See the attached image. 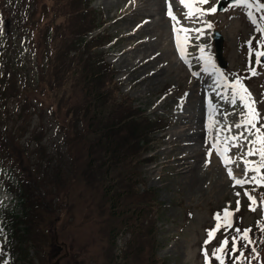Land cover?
<instances>
[{
	"label": "rangeland",
	"instance_id": "374dc122",
	"mask_svg": "<svg viewBox=\"0 0 264 264\" xmlns=\"http://www.w3.org/2000/svg\"><path fill=\"white\" fill-rule=\"evenodd\" d=\"M21 1L22 6L17 10ZM44 1L48 9L43 12L42 20H52V31L68 32V24L80 31L95 29L93 33H96L101 30L93 39L98 49L106 54V61L114 67L120 93L138 108L135 120L148 118L154 125L145 135L143 151L123 163L113 164L109 172L116 182L112 191H124L116 211L126 204L129 208L121 216L110 217L108 203L100 199L101 181L105 185L112 182L104 175L106 165L99 170L100 161L88 165L86 143L74 144L70 152L55 118L52 99L43 90L44 94L40 92V95H19L17 91L21 85L7 89L9 115L0 114V126L2 130L7 129L8 137L25 133L14 145L9 144L10 152L14 153L11 158L19 160L17 153L20 152L24 161L12 174L2 172L0 167V178L8 188L6 190L0 183V264L16 262L19 258L15 253L8 257L10 249L24 244L26 259L30 258L33 264H110L112 252L121 261L124 255L132 252L128 264H147L152 252L148 244L150 238L157 243L156 257L166 263L206 264L207 261L213 264L219 262L213 255L214 250L226 238L231 249V241L238 235L236 229L249 230L252 243H247L244 249L248 250L249 258L264 264V203L260 199L264 195L261 189L264 183L260 185L264 181V167L259 173L245 172L244 160L251 162V168L260 162L258 154L244 155L253 147L245 139L224 143L228 137H239L240 133L248 140L253 139L243 127L232 126L243 119L240 114L244 111L239 99L235 104L231 102L232 89L228 84L236 79L255 102V110L260 114L257 127L264 124V62L256 63L255 55L264 51L260 46L264 31L257 30H264L261 19L264 10L236 6L233 2L222 10L205 11L203 15L186 18V15L179 16L184 11L180 0H92L88 4L86 0ZM216 1L208 0L201 4V9L215 7ZM172 2L180 7L172 11L175 20L164 7L165 17L162 18V6ZM26 5L29 9L35 7L28 0H0V77L6 74L7 59L19 63L22 69L21 73L16 72L15 83H23L28 78L27 91L32 92L41 53H34L31 32L20 22L26 20L22 18ZM65 6L69 8L67 15L63 11ZM208 21L224 35L222 53L227 64L219 69L211 50L206 52L211 61L206 62L209 68L204 65L200 70L204 60L194 59L189 52L188 58L181 61L171 53L168 38L174 26L191 30ZM102 22V26L96 28ZM205 32L206 36H211V29ZM83 50L77 46L76 53ZM93 51L98 55L96 49ZM26 68L29 73L24 72ZM244 70L249 75L243 73L242 77L239 72ZM209 74H215V78ZM82 77L80 72L76 79ZM109 77L108 72L105 78ZM217 78L223 85L211 92L209 84ZM78 88H72L73 98ZM66 91L69 92V88ZM103 94L101 103L107 101V93ZM116 107L117 103L109 113L99 109L97 120L100 112L106 124L121 120L122 116L113 117L117 114ZM17 110H24L27 125L24 120H16L14 112ZM155 114L161 121L152 119ZM112 118L114 121L110 120ZM59 120L65 122L67 118L59 117ZM261 131L264 132V128ZM1 135L5 133L2 131ZM133 141L132 137L130 142ZM217 144L219 147H214ZM148 153L152 154L146 155ZM103 159L100 155V160ZM226 160L231 163H225ZM97 171L101 172L96 177L100 180L94 181ZM237 179L248 182L237 185ZM88 189L98 201L97 209L93 208L96 203L87 202ZM225 209L232 213V225L236 217L240 227L221 226L216 230L217 224L223 223ZM124 216L129 225L143 227L144 235L139 241H143L144 246L139 252L132 230L122 229ZM114 225L116 233L111 237L110 229ZM213 230L214 235L209 240V232ZM56 244H64L62 253L68 251L60 259L53 255ZM221 256L225 259L226 248ZM240 259L245 262V253ZM21 262L27 264V261L16 264ZM230 264L241 263L234 259Z\"/></svg>",
	"mask_w": 264,
	"mask_h": 264
},
{
	"label": "trees",
	"instance_id": "16d2710c",
	"mask_svg": "<svg viewBox=\"0 0 264 264\" xmlns=\"http://www.w3.org/2000/svg\"><path fill=\"white\" fill-rule=\"evenodd\" d=\"M47 9L48 7L44 9L41 4L36 3L34 12L40 13ZM63 11L67 15L69 13V8L65 6ZM52 25V20H46L44 22L42 20V26L38 27L37 32L35 33L32 31L33 35L31 37L35 49L34 53H36V51L41 53L39 74L37 80L33 81L34 89L32 92L27 91V87H29L28 78H25L23 83H15L14 77L16 76V72L19 71V73H21L22 68L19 67V63L11 62L7 59L6 74L0 77V114L9 115L7 96L10 93L7 92V89L13 90L14 85H21V89L17 91L19 95H40L42 90L44 93L48 94L52 99L51 104L55 118L64 132L65 142L69 144L70 152H72L74 144L78 142L86 143L87 147L85 153L88 165L91 166L100 161L98 170L106 165L104 166V175L112 182L109 181L107 182L108 185H105V183L101 181L100 187L103 193L100 195V199L104 203H108L110 217L121 216L128 211V204L124 207H120L119 211H116L117 205L121 203V195H123L124 191H112L116 182L114 177H110L109 172L113 164L117 165L118 163H123L128 157L132 158L136 155L138 156L139 153L143 151L142 147L145 135L150 133L152 130L150 126L154 124L151 121H147V119L141 121L135 120V109H133L127 97L123 102L118 104L116 108L117 114H113V117L116 115L118 116L117 119L122 116L121 120H118L119 122L115 121L106 124L104 119H102L101 112L99 113L100 119L97 120L99 109L109 113L108 110H113L116 105V103L111 100L109 94V91L115 90V87H110V84H103V82L107 83L109 80H113V73H111L109 79L105 78L106 73L109 72L108 69L110 66L105 61L104 54L101 50L97 49L95 39L91 37V39L88 38L85 31L77 30L70 24H68L70 27L68 32L59 33L55 31L54 35L48 39V45L45 43L42 44L41 42H45L48 36L47 32H49ZM77 46L84 49L80 54L76 53ZM95 49L98 55L93 51ZM24 72L29 73V68L24 69ZM80 72H82L83 77L81 79H76V76ZM85 82L92 83V85L88 86ZM74 86H78L79 88L78 94L73 98L72 88ZM68 88L70 90L69 92L66 91ZM104 92L107 93V101L101 103L100 100L103 99ZM12 94H14V92ZM24 106L25 104L23 107ZM92 110H94L93 113H91ZM23 113L24 110H17L14 112V114H16V120H24V124L27 125L25 120L26 114ZM59 117H65L67 121L61 122ZM1 120L4 121L5 119ZM110 120L114 121V118ZM122 127L123 129L121 130ZM126 127L127 129L125 130ZM2 131L5 133V136L1 135ZM5 131H7V129L4 128V130H2L0 126V166L2 167L1 164L4 163L7 168L10 169V174H12L19 164H23L24 158L22 159L20 152L17 153V155H19V160L11 158L14 153L10 152L9 144L14 145L25 133L8 137ZM132 137L134 141L130 142ZM100 155L104 156L102 161L100 160ZM139 163L140 161H138V164ZM100 173V171H97V173L94 172V181L100 180V177L98 179L96 178ZM135 188L136 184L133 190ZM88 193L87 202L96 203L93 208L97 209V199L93 198L89 189ZM125 217L126 216L123 217L124 222L121 223L123 226L122 229L123 231L132 230V234L135 237L134 240L137 244V252H139L144 246L143 241H139V237L144 235L143 227L140 224L129 225L126 223ZM137 217L138 216H136V218ZM116 228L115 225L111 227V237L115 235ZM112 241L114 242V239H112ZM148 244L152 252L148 256L147 264H170L156 257L157 243L155 240L153 241L152 238H150ZM24 245L18 249L16 247L11 248L12 252L17 254L19 261H27V264H33L30 258L26 259L28 258L27 252L24 251L23 248L27 247ZM131 253L132 252H129L127 255H124L122 257L123 261H121V259H118L115 255L116 253L112 252L109 258L110 264H128L129 255ZM13 264H16V262ZM20 264L26 263L21 262Z\"/></svg>",
	"mask_w": 264,
	"mask_h": 264
},
{
	"label": "snow or ice",
	"instance_id": "6c2138e0",
	"mask_svg": "<svg viewBox=\"0 0 264 264\" xmlns=\"http://www.w3.org/2000/svg\"><path fill=\"white\" fill-rule=\"evenodd\" d=\"M181 5L188 9V11L186 12V18H192L193 16H196L197 14L203 15L205 14V11L207 12H215L216 8L215 7H211L207 10L201 9L199 7H197L196 5L198 4H206L208 3V0H180ZM235 5L236 6H243L245 8L251 9L253 7L257 8L258 10H264V3H261L260 0H235ZM168 15L171 19L175 20V16H173L172 14V6L171 4L168 5ZM199 17L197 16V19ZM262 20H264V17H261ZM253 23H255V21H253ZM210 27V25H209ZM258 31H264L262 29H257ZM174 33H184L187 32L189 30L180 28L177 29L173 28ZM199 31V30H197ZM175 40H176V47L177 50L180 52L181 54V58L184 57V44L187 41V36H184L183 38L181 37V35L177 34L175 36ZM251 43V42H250ZM260 46L264 47V41L260 42ZM200 52L203 53L204 52V48L201 47L200 48ZM256 63H261V57H264V52H256ZM202 60H205L207 63H211L210 58L201 55L200 57ZM253 75H255V70L253 69ZM228 87L232 89V103L235 104L236 100L239 99V101L242 104V107L244 109L243 112H241V116L243 117V119L241 121H239L238 123L232 125L233 127L236 128H244V131L247 132L249 135H251L253 137L252 140H248L247 137L244 136V133H240L239 137H228L225 140V144H227L228 140H235L238 138H243L246 140V142L250 145H252L253 147L249 148L248 151L244 154L245 156H253V155H259L260 157V162L259 165L255 168H251L249 167L250 163L247 160H244L245 163V172L247 171H256L257 173H259L260 168L264 167V132L261 131L262 128H264V124H261L260 127H257V123L260 120V114L255 110V102L252 101L251 99V94L248 92V90L242 85L241 81L239 79H236L234 82L228 84ZM214 147H219V145H214ZM224 151H227V148L224 149ZM218 154H220L218 152ZM243 159V158H242ZM225 163H231L230 160H226ZM229 176H232V172L231 170H229ZM254 182L259 183V181H256L255 178H252ZM264 179V178H262ZM248 181L243 180V179H237L235 181V183L237 185H242L244 183H247ZM247 195V193H245ZM239 195V193H238ZM250 200H252V197H249ZM239 203V202H237ZM253 203H255V201L253 200ZM264 203V202H262ZM238 210V209H237ZM252 210L254 211L255 208H252ZM232 213L229 212L227 209H225L223 211V223L217 224V229L218 230L221 226L226 227V228H232V222H231V217ZM216 219L219 221L220 217L217 216ZM214 231H210L209 232V240L212 238V236L214 235ZM238 235L233 237L231 244L232 247L231 249H229V252H235L237 251V241L238 240H243L246 241L248 244H251L252 241L249 239V235L248 232L249 230H243L241 231L240 229H236L235 230ZM209 241H206V243H208ZM229 241L228 239H224L223 241H221L220 246L214 250L213 255L215 256V258L217 260H219L220 264H224V259L221 256V253H223L225 251V248L228 246ZM244 253L241 252L240 256H243ZM240 257H237L236 259H239ZM255 258V257H254ZM207 264V261H206Z\"/></svg>",
	"mask_w": 264,
	"mask_h": 264
},
{
	"label": "bare ground",
	"instance_id": "6f19581e",
	"mask_svg": "<svg viewBox=\"0 0 264 264\" xmlns=\"http://www.w3.org/2000/svg\"><path fill=\"white\" fill-rule=\"evenodd\" d=\"M174 8V7H173ZM161 20V19H160ZM172 40H173V42H176V40H175V38L174 37H172ZM199 52H200V50H199ZM205 67H207V66H205ZM198 75H199V73H198ZM197 75V76H198ZM217 80V81H216ZM216 82H217V84L218 85H221V82L218 80V79H214V80H211V83L209 84V87H210V91L211 92H215L216 91V89H217V86H216ZM205 127V126H204ZM207 128V127H206Z\"/></svg>",
	"mask_w": 264,
	"mask_h": 264
},
{
	"label": "water",
	"instance_id": "95a60500",
	"mask_svg": "<svg viewBox=\"0 0 264 264\" xmlns=\"http://www.w3.org/2000/svg\"><path fill=\"white\" fill-rule=\"evenodd\" d=\"M227 1H230V0H221L220 2H219V4H218V6H219V8L220 7H222L223 6V4L225 3V2H227ZM221 39V37L218 35V34H216V46H217V49H219V40Z\"/></svg>",
	"mask_w": 264,
	"mask_h": 264
},
{
	"label": "flooded vegetation",
	"instance_id": "af4514ba",
	"mask_svg": "<svg viewBox=\"0 0 264 264\" xmlns=\"http://www.w3.org/2000/svg\"><path fill=\"white\" fill-rule=\"evenodd\" d=\"M62 246L57 245L56 248H54L53 255L57 254L58 256L60 255Z\"/></svg>",
	"mask_w": 264,
	"mask_h": 264
}]
</instances>
